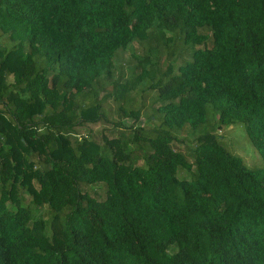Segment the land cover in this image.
I'll list each match as a JSON object with an SVG mask.
<instances>
[{"label":"trees","instance_id":"trees-1","mask_svg":"<svg viewBox=\"0 0 264 264\" xmlns=\"http://www.w3.org/2000/svg\"><path fill=\"white\" fill-rule=\"evenodd\" d=\"M0 264H264V0H0Z\"/></svg>","mask_w":264,"mask_h":264},{"label":"rangeland","instance_id":"rangeland-1","mask_svg":"<svg viewBox=\"0 0 264 264\" xmlns=\"http://www.w3.org/2000/svg\"><path fill=\"white\" fill-rule=\"evenodd\" d=\"M145 46L141 44V42L138 41H133L131 42L128 47L124 49H119L115 55V60H114V68H113V78L117 77L120 80H124L127 78L133 71L138 72V68L135 66L136 61L133 58L131 53H145ZM8 79H11L10 76H8ZM109 85L106 84L102 90H99L98 92V98L100 100V103L102 107L104 108L106 118L103 120H100L98 123L94 124H87L84 127L79 128V132L85 131L86 133L89 132L92 137H94L97 140H101V134H107L106 129L110 128L112 126V122L116 119V106L118 104L117 100H114L111 95H107L102 97V94L106 91L109 90ZM131 100H137L138 98L135 97L134 95L129 96ZM130 100V99H129ZM128 100V103H129ZM150 100L151 98H147L145 101L146 105L141 108L140 114H139V120L138 122L141 124H144L145 126L147 125H152L156 123L155 118L150 117L147 118L146 116L150 114ZM127 105L133 106L136 101H133ZM123 122H128L130 121V118L127 116L122 118ZM217 132L222 135L223 140L225 145L234 153L240 155L244 162H246L248 165H253L257 166L259 164L260 159L258 156L257 151L253 147V145L250 143L248 138L246 137L242 127L240 124L235 123L234 125H223L222 127L217 129ZM182 134V133H181ZM190 136L186 135L184 141H178L173 144V147L176 149H187V144L190 143ZM91 187V186H90ZM89 189V188H88ZM89 191L95 192L97 194H101L102 190L99 186H92V189H89Z\"/></svg>","mask_w":264,"mask_h":264},{"label":"built area","instance_id":"built-area-1","mask_svg":"<svg viewBox=\"0 0 264 264\" xmlns=\"http://www.w3.org/2000/svg\"><path fill=\"white\" fill-rule=\"evenodd\" d=\"M79 134V133H78Z\"/></svg>","mask_w":264,"mask_h":264}]
</instances>
